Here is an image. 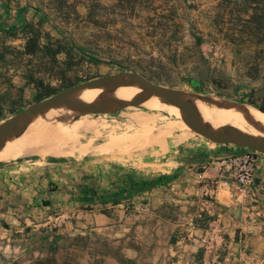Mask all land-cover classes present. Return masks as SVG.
Instances as JSON below:
<instances>
[{"label": "crops", "instance_id": "1", "mask_svg": "<svg viewBox=\"0 0 264 264\" xmlns=\"http://www.w3.org/2000/svg\"><path fill=\"white\" fill-rule=\"evenodd\" d=\"M38 19L24 0H0V111L11 89L29 103L17 110L37 102L25 69L3 62L1 38L24 51ZM117 127L139 132L81 142L88 131L80 129L65 153L0 161V264H32L64 249L92 264L97 234L108 264H264V156L250 193L210 188L218 161L243 148L182 132L145 136L134 121ZM105 202L108 216L91 210Z\"/></svg>", "mask_w": 264, "mask_h": 264}, {"label": "rangeland", "instance_id": "2", "mask_svg": "<svg viewBox=\"0 0 264 264\" xmlns=\"http://www.w3.org/2000/svg\"><path fill=\"white\" fill-rule=\"evenodd\" d=\"M24 2L40 17L29 27L27 34L28 37L38 38L41 50L36 49L35 55L30 56L25 51L15 49V46L10 44L11 41L2 36V59L6 65L23 67L27 76L41 82L43 94L49 95L46 98L102 76L134 72L154 83L184 91L190 96L218 98L232 106L250 107L247 105L248 101L261 103V88L264 86V38L241 37L239 32L252 26L247 22L254 9L260 14L257 15L256 27L264 29V0H254L250 5L241 0ZM245 11H248L247 17L241 15ZM230 12L234 14L232 17H228ZM198 40H201L199 46ZM258 65L259 73L255 74L251 69ZM199 77L215 81L218 93L224 97L213 93V86L205 85L201 88ZM118 90L123 94L124 90ZM127 92V96L121 98L117 104L146 96V93L138 89L127 88ZM15 101L17 103H14ZM72 101L90 105L104 104L100 101L115 104L114 101L94 93L85 101L79 96ZM147 103L138 101L111 113L77 111L74 118L61 122L60 130L28 129L33 126L32 123L13 138L31 134L52 136L51 139H55L50 142L48 150L50 153L53 151L51 155H56L58 151V155L59 150L66 152L64 148L67 143H70L72 136L80 129L88 131L81 142L93 135L108 138V135L120 136L139 132L135 129L126 131L118 128L117 122L134 121L139 124L145 136L158 138L164 135V139L182 132L202 137L183 116H177L171 109L148 107ZM25 104L29 103L21 97L18 98L12 89L2 92L0 122L10 118L15 114V110L26 106ZM14 106H17V109ZM76 120L80 122L71 126ZM138 120L140 122H137ZM111 122L113 126L116 125L112 129L108 128V123ZM184 136L183 134L182 137ZM29 146L22 148L25 153L19 148H14L8 157L0 161L18 158L28 160L50 155L41 152L39 154L37 151L40 147ZM243 149L242 151L249 150ZM105 203L106 206L92 207L91 210L96 214L108 216V202ZM97 235L100 240L97 242L96 258L92 264H108V254L104 255L102 251L104 235ZM50 258L54 260V264H82L84 254L64 249Z\"/></svg>", "mask_w": 264, "mask_h": 264}, {"label": "water", "instance_id": "3", "mask_svg": "<svg viewBox=\"0 0 264 264\" xmlns=\"http://www.w3.org/2000/svg\"><path fill=\"white\" fill-rule=\"evenodd\" d=\"M134 88L146 93L145 97L134 99L121 104H95L73 102L75 97L93 89L118 90ZM160 100L176 109L189 122L192 129L215 144H229L240 148H247L264 155V135L237 130L227 133L207 122L184 91L162 86L148 78L134 73L121 72L102 76L74 86H71L49 98L31 103L24 109L0 122V150L24 126L39 120L49 110L67 107L76 109L79 113H111L124 105L135 104L138 101ZM260 112V111H259ZM262 113V112H261Z\"/></svg>", "mask_w": 264, "mask_h": 264}, {"label": "bare ground", "instance_id": "4", "mask_svg": "<svg viewBox=\"0 0 264 264\" xmlns=\"http://www.w3.org/2000/svg\"><path fill=\"white\" fill-rule=\"evenodd\" d=\"M131 89L134 90V88H131ZM122 90H124L123 94H121L119 90L93 89V90H89L87 92L80 94L79 98L81 100L85 101L86 98H88V96H90L92 93H94L97 96L112 100L115 103H117V102H119V100L121 98L127 96V94H128L127 88L122 89ZM190 99H191L192 103L195 105V107L198 109V111L200 112L202 117L207 122H209L210 124L220 128L224 132L234 133L236 130H240V131H244V132H248V133H256V134L264 135V113H261L258 110H255L253 108L243 106V105L232 106V105H229L228 103H226V102H224L218 98H204V97H198V96H190ZM100 103L105 104V102H103V101H100ZM108 104L113 105V103H109V102H108ZM146 106L151 107V108H166L169 110L171 109V111L173 113H175L177 116L181 115L176 109H174L173 107L168 105L166 102H163L160 100L149 101L146 104ZM77 113H78L77 110H72V109L49 110L46 114H44L41 117V118L45 117L43 121L39 122L41 119L40 118L38 121H36L32 124L33 126L31 128H28V129H33V128L49 129L50 128L53 130L56 129V131H57V128L59 129L61 122H65L72 117L74 118V116ZM181 117H182V115H181ZM184 119L186 122H188L186 120V118H184ZM49 125H55V126L54 127H48ZM25 127L26 126H24L22 129H25ZM60 129H62V128L60 127ZM33 135L34 134L26 135L24 137L17 138V139H14V138L11 139L0 150V152H3L0 154V159H4V158L8 157L14 148H19L23 151L22 148H25V146H29V145H33L34 147H38V148L40 147V149L37 151L38 153L39 152L44 153V154L50 153L48 148L51 146L50 142L53 139V138L51 139L52 136L48 137L47 135L43 136L42 134H36L34 136ZM61 135H63V134H61ZM30 137H32V138L30 139ZM28 139H30V140L26 143V141ZM27 149H28V147H27ZM52 152H51V154H52ZM31 153H33V152H31ZM57 153H58V151H57ZM57 153H56V155H57ZM22 155H24V154L22 153Z\"/></svg>", "mask_w": 264, "mask_h": 264}, {"label": "built area", "instance_id": "5", "mask_svg": "<svg viewBox=\"0 0 264 264\" xmlns=\"http://www.w3.org/2000/svg\"><path fill=\"white\" fill-rule=\"evenodd\" d=\"M264 156L253 150H246L241 153L231 155L218 161V179L210 182V188H216L218 185L234 186L241 194H247L252 191L254 184V174L257 169L260 158ZM55 224L58 226L60 220ZM203 243H208L202 240Z\"/></svg>", "mask_w": 264, "mask_h": 264}, {"label": "trees", "instance_id": "6", "mask_svg": "<svg viewBox=\"0 0 264 264\" xmlns=\"http://www.w3.org/2000/svg\"><path fill=\"white\" fill-rule=\"evenodd\" d=\"M241 1H244L245 3L247 4H252V2L254 0H241ZM260 1H263V0H260ZM248 11H245V13H241V15L243 16H246L247 17V14L246 13ZM230 15L228 17H232L234 14L233 12H230L229 13ZM257 15L259 16L260 14H257L256 10L254 9V12L248 16L249 20L247 23L251 24L252 26H249L248 28L246 29H243L242 31L239 32V36L241 37H252V38H256L258 36H261V38H264V29L260 28V27H256V24L258 23L257 22ZM239 16H240V13H239ZM201 44V40H198L197 41V46H199ZM40 45H39V40L38 38H31V37H28L26 43H25V46H24V51L25 53H27L28 55L30 56H33L35 55L36 53V49L38 50H41L40 49ZM35 49V50H34ZM254 71L255 74H258L259 73V65L253 69H251ZM29 77V76H28ZM30 78V81L34 84V86L36 87V90L38 92V95H37V99L36 101H41L43 100L44 98L48 97L49 95H44L43 94V87H42V83L41 82H36L33 77H29ZM200 83H201V88L205 85H208V86H213V93H215L217 96H220V97H224V95L218 93L217 91V83L215 81H213L211 78L209 79H203L201 77L198 78ZM201 90V89H200ZM261 92H263V95L260 97V102L261 103H256V101H248L247 102V105L254 108L255 110H258L262 113H264V86L261 88ZM226 98V97H225ZM19 110H15L13 112L16 113L18 112ZM54 260L52 258H43V259H38L36 261H34L32 264H54Z\"/></svg>", "mask_w": 264, "mask_h": 264}]
</instances>
